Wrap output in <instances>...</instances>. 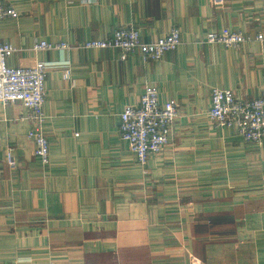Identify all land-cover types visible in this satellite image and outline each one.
Listing matches in <instances>:
<instances>
[{
	"label": "crops",
	"instance_id": "0c3cea01",
	"mask_svg": "<svg viewBox=\"0 0 264 264\" xmlns=\"http://www.w3.org/2000/svg\"><path fill=\"white\" fill-rule=\"evenodd\" d=\"M9 63L47 62L50 164L35 155L20 104H0V264H264V145L209 117L212 90L246 100L264 86V0H0ZM131 27L146 42L173 28L160 61L87 50ZM239 32V49L203 42ZM41 42L65 51H36ZM71 77H64L66 70ZM179 104L169 145L142 166L120 139L121 114L146 87ZM12 154L14 163L9 162Z\"/></svg>",
	"mask_w": 264,
	"mask_h": 264
},
{
	"label": "built area",
	"instance_id": "2783aa9c",
	"mask_svg": "<svg viewBox=\"0 0 264 264\" xmlns=\"http://www.w3.org/2000/svg\"><path fill=\"white\" fill-rule=\"evenodd\" d=\"M13 7L0 6V21L18 18ZM257 40H264L258 36ZM248 38L239 32L212 34L204 43L221 45L227 49H239ZM182 43V31L173 28L165 37L156 42L143 40L139 30L127 27L119 28L106 40H92L84 44L87 50H118L121 58L139 52L145 62L160 61ZM70 48L69 44L53 45L41 42L36 51L60 50ZM17 49L0 40V104H20L28 112V120L32 123L29 138L35 145V155L44 166L50 164L51 143L45 132L47 116L44 110L48 74L47 62H37L30 68H15L9 63ZM71 70H66L64 77L69 79ZM212 106L209 117L218 128H234L239 137L246 143L264 145V86L259 98L246 100L238 97L232 90L214 88L212 90ZM179 116V104L171 101L165 106L159 103V90L156 86L146 87L140 104L129 105L121 114L119 127L120 139L125 142L142 166L147 165L150 157L161 154L169 145L172 128ZM9 162L14 163L12 154H8Z\"/></svg>",
	"mask_w": 264,
	"mask_h": 264
}]
</instances>
